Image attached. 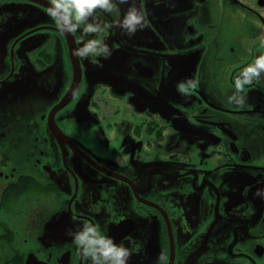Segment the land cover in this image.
Returning <instances> with one entry per match:
<instances>
[{
    "label": "flooded vegetation",
    "instance_id": "obj_1",
    "mask_svg": "<svg viewBox=\"0 0 264 264\" xmlns=\"http://www.w3.org/2000/svg\"><path fill=\"white\" fill-rule=\"evenodd\" d=\"M46 7L0 0V211L24 261L88 264L67 233L96 224L141 245L129 264H264V75L227 103L264 0H144L95 63Z\"/></svg>",
    "mask_w": 264,
    "mask_h": 264
},
{
    "label": "clouds",
    "instance_id": "obj_2",
    "mask_svg": "<svg viewBox=\"0 0 264 264\" xmlns=\"http://www.w3.org/2000/svg\"><path fill=\"white\" fill-rule=\"evenodd\" d=\"M144 0H47L46 12L61 34H71L79 47L73 49L77 58L97 62L112 55L115 45H109L111 31L118 27L128 36L146 26ZM128 7L121 14V5ZM264 45V40L260 41ZM264 75V53L254 57L233 78V91L227 96V103L243 106L247 101L246 86ZM195 86L191 79L177 82V90L188 92ZM256 195L264 198V188L257 189ZM73 245L87 259L88 264H129V258L137 252L139 245L129 237L116 242L106 229L96 224H80L67 233Z\"/></svg>",
    "mask_w": 264,
    "mask_h": 264
},
{
    "label": "trees",
    "instance_id": "obj_3",
    "mask_svg": "<svg viewBox=\"0 0 264 264\" xmlns=\"http://www.w3.org/2000/svg\"><path fill=\"white\" fill-rule=\"evenodd\" d=\"M14 213L0 211V264H24L23 251L15 244L13 232L7 224L4 214Z\"/></svg>",
    "mask_w": 264,
    "mask_h": 264
},
{
    "label": "water",
    "instance_id": "obj_4",
    "mask_svg": "<svg viewBox=\"0 0 264 264\" xmlns=\"http://www.w3.org/2000/svg\"><path fill=\"white\" fill-rule=\"evenodd\" d=\"M39 260L34 254H28L24 264H38Z\"/></svg>",
    "mask_w": 264,
    "mask_h": 264
}]
</instances>
